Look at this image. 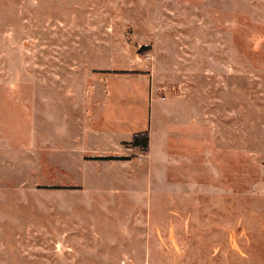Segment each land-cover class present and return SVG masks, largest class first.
<instances>
[{
    "label": "rangeland",
    "instance_id": "1",
    "mask_svg": "<svg viewBox=\"0 0 264 264\" xmlns=\"http://www.w3.org/2000/svg\"><path fill=\"white\" fill-rule=\"evenodd\" d=\"M54 184L116 204L108 248L161 218L125 262L264 264V0H0V264L51 262Z\"/></svg>",
    "mask_w": 264,
    "mask_h": 264
},
{
    "label": "crops",
    "instance_id": "2",
    "mask_svg": "<svg viewBox=\"0 0 264 264\" xmlns=\"http://www.w3.org/2000/svg\"><path fill=\"white\" fill-rule=\"evenodd\" d=\"M128 143L130 142L122 143V147L125 146L124 148L128 152L137 149L132 148ZM55 145L59 147L58 152H63L59 143ZM149 145L150 136H148L146 155L149 152ZM73 157L74 153L70 157L67 156L66 164L64 166L62 165V168L67 169V175L73 174L74 165L72 162H68L69 159L73 160ZM98 158H109L103 160L108 163L129 162L130 155L127 153H103L99 157H91L90 159ZM120 158H124L123 160L125 161H122ZM31 186L29 188L35 194H39L43 189L50 188L56 195V201L53 206L54 210L52 211L50 219L51 230L50 232H44L49 234L50 245L52 246L53 244L54 246V256L51 258L49 264H99L100 261H102L101 264H106L107 259H116V257L120 259V264H132L131 260L127 259L129 261L125 262L124 259L132 255L148 257L155 254L147 238L144 244L143 241L139 244L137 243L142 240L140 237L143 236V234L148 235L151 231L155 233L156 228L150 227V225L162 222L155 221L161 220V218L151 217L150 215H144L142 217L135 215L130 218H122V223L118 225L114 223V226L111 227V231L114 235L122 237V242L119 245H112L108 248L104 236V229L106 228L104 224L107 219L112 218L108 217L105 210L109 208L114 209L116 204L113 202H101L94 199L76 200L72 184H54L53 186L40 185L36 186V188ZM88 190L90 192L94 190L103 192L101 187L95 186H90ZM60 193L63 197H67V199H57ZM52 195H54V193H52ZM154 204L156 203L154 202ZM78 210L81 211L77 212ZM124 225L125 227H123ZM114 242H116V239H114ZM138 245H140L141 248L138 247ZM91 257H94V259ZM97 257L99 262L97 261Z\"/></svg>",
    "mask_w": 264,
    "mask_h": 264
},
{
    "label": "trees",
    "instance_id": "3",
    "mask_svg": "<svg viewBox=\"0 0 264 264\" xmlns=\"http://www.w3.org/2000/svg\"><path fill=\"white\" fill-rule=\"evenodd\" d=\"M129 146L132 148H137L141 150L143 153H146L148 148V136L146 133L140 134L139 136L135 137L130 143H128ZM102 160H107L109 158H98ZM124 159V158H120Z\"/></svg>",
    "mask_w": 264,
    "mask_h": 264
}]
</instances>
